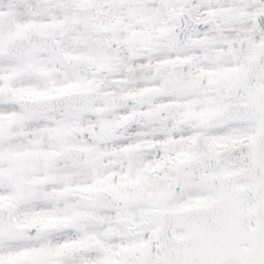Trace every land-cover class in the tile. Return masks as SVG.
<instances>
[{
	"label": "snow or ice",
	"instance_id": "snow-or-ice-1",
	"mask_svg": "<svg viewBox=\"0 0 264 264\" xmlns=\"http://www.w3.org/2000/svg\"><path fill=\"white\" fill-rule=\"evenodd\" d=\"M0 264H264V0H0Z\"/></svg>",
	"mask_w": 264,
	"mask_h": 264
}]
</instances>
